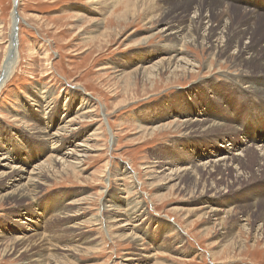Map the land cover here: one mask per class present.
Returning a JSON list of instances; mask_svg holds the SVG:
<instances>
[{"label": "rangeland", "instance_id": "374dc122", "mask_svg": "<svg viewBox=\"0 0 264 264\" xmlns=\"http://www.w3.org/2000/svg\"><path fill=\"white\" fill-rule=\"evenodd\" d=\"M191 3L0 0V69L13 33L17 47L16 65L0 84V153L25 177L51 154L62 162L64 151L82 156L78 166L71 160L63 170H41L35 202L0 199V264H36L12 244L33 231L50 238L43 264H264V101L240 87L216 99L207 93L235 78L238 60L222 64L197 42L178 51L174 27L182 24L188 36ZM212 24L218 27L217 18ZM198 28L197 40L205 24ZM255 77L261 88L264 78ZM231 91L238 96L226 104ZM212 115L230 126L184 130V119ZM59 120L70 132L58 138L64 149L49 152L51 142L38 137ZM220 157L234 160L222 167ZM205 163L216 166L210 171ZM124 196L146 208L133 231L139 249L123 237L130 228L114 226L130 209ZM66 198L79 202L75 218L57 215L71 207Z\"/></svg>", "mask_w": 264, "mask_h": 264}, {"label": "bare ground", "instance_id": "6f19581e", "mask_svg": "<svg viewBox=\"0 0 264 264\" xmlns=\"http://www.w3.org/2000/svg\"><path fill=\"white\" fill-rule=\"evenodd\" d=\"M16 1L17 0H14V3ZM224 1L230 3L231 5H226V4L222 5V3L217 0H197V1L192 0V3L188 11L192 13V15L188 17L186 20L188 36L185 37L183 33L185 30L182 24L179 26L177 25V27H174L175 28L174 33L178 34V37L180 36V38L177 39V35H176V40L178 42V47H179L178 51L180 53L183 52L181 48L186 43L197 42V44L199 45L206 46L210 50V52H212L213 56L220 57L222 59L220 61L222 64L226 62L238 60V63L235 64L236 66L235 70L237 72V74L235 73L236 74L235 78L232 81L230 82L227 81V83L223 84L221 86L223 87L222 89L220 88L218 90L209 89L207 91V93L213 92V94L211 95L214 97V99H216L219 91L230 86V87H240L251 94L257 95L258 98L262 99L261 101H264V80H262L261 88L255 85L256 82L260 81L255 76H260V78H264V0H224ZM232 4L239 7L243 6V8L246 9L234 8ZM237 11L240 14V17L236 20L235 14H237L236 13ZM13 17L16 16L12 15V20ZM216 18L218 20V27L214 28L212 22L213 19L215 20ZM13 22L15 25L16 21L14 20ZM199 23H204L205 28L203 34H201V38L197 40L195 34L199 31L198 28ZM173 26L174 25L171 24L167 28L170 27L173 28ZM15 35L13 33V38L12 37L10 38L8 46L6 48V52L4 54V58H3L4 65L2 63L3 66L0 69L2 70V75L0 76V84H2L3 81H5V79L10 76L11 70L16 65L17 47H16V43L14 42ZM251 64L253 66H256L257 69L256 73L250 71V69H246ZM205 67L208 71H213V64L208 63L205 65ZM232 96H238V95L236 94L235 91H231L229 94H226V97L224 96V101L226 104L227 103L229 104V102H231L230 99L232 98ZM198 98L200 97H197V99ZM188 105H190L191 108L197 106V105L193 106V102ZM188 105H186V107ZM209 105H211V102L208 103V106ZM186 107H184V109H186ZM188 109L189 108L187 107V110ZM187 114H185V116ZM216 116L217 115H212V117L207 116L197 120L186 118L184 119L185 121L183 122L184 130L191 134L198 131L201 132L205 131L206 133H212L216 129H220V127L228 128L230 126L227 123L221 121V119ZM62 124L64 123H62L59 120L57 122L55 131H53L52 133L45 131L42 133L40 137H38L40 140H43L46 143L51 142L50 147L48 149L49 152H56L58 148H62V146L58 143L59 142L58 138L59 136H62L63 133L66 132L68 133V131L70 130L69 129L70 127L68 126L67 123H65L64 125ZM37 134L39 135L40 133ZM262 137L263 136L258 134L256 140H259ZM77 146L83 147V145L81 144ZM8 155H9L8 152L4 155L3 153L2 154L0 153V180L3 182L1 188L6 189L5 193L0 194V199L1 198L7 199L10 197H16V198L23 197L25 200L29 201L30 203L33 201L35 202V196H34L35 194L32 193V190H35L37 185L42 184V179H41V177L43 176L42 171L46 172V174L48 175L50 168L54 166H59V168L63 170L64 167L61 164L66 163L68 164L67 166L69 167L70 165H72L71 160L75 162L73 165L77 163L76 165L78 166L80 163V158L82 157L80 155V149H75V150L73 149L70 152L64 151L62 153V156L66 158L64 162H62L60 158H57L56 156L51 154L35 172H30L25 177V174H22V172H24L23 169H19L9 164L7 159ZM261 156L262 157H260V160H262L264 164V154H261ZM233 160H234L233 158L220 157V159L218 158L219 161L218 165L221 163L222 167L225 165L227 166L226 163H229ZM206 164L207 163L203 165L206 168H208L210 171L212 170L213 165H215L211 163H209V165ZM122 172L124 174L126 173L125 170H123ZM16 175L19 176V178L24 179L25 182H23L20 185L16 184L15 181L18 180ZM121 179L122 178H120L119 181H121ZM119 185L122 186V184ZM119 189L123 190L122 188ZM123 198L128 201L127 204L130 206L129 211L125 213H121L122 215L117 216L115 218L114 216L115 214H117L116 207L115 205L110 204L109 207H107V213L109 214V216H113L115 218L114 226H117V228L125 231H128V229L130 228L131 232L129 230L128 235H126V237L125 236L123 237L127 238V236H129V239H131V241H133L136 247L139 249L138 247L140 245L139 237L136 236L133 233V231L135 230L136 227L135 222L138 220L137 218L140 216V213L143 214L145 212L146 208L144 209L141 201H137V200L135 201L134 199L129 200L128 198H126V196H124ZM63 203L64 205L68 204V206L71 207L68 210L66 209L67 210L66 213H63L62 209H57L56 211L58 217L60 215H66L68 218L69 217L75 218L74 214L78 212L77 207L79 205V202L73 198L70 199L66 198L64 199ZM207 210H209V212L214 211V209L212 208H208ZM27 220L29 221L30 219ZM31 222L32 220H30V223ZM18 224L26 225L27 223L21 221ZM109 227L111 228V225ZM73 228L78 229L77 224ZM174 231H176V229H171L172 233ZM30 236L29 238H26L24 235H21L16 239L12 238L13 248L17 246L19 253L25 252L27 258L29 259L28 263L33 262L36 264H43V260H45L46 258L48 259L50 258V254L48 253L50 250L49 249L50 238L49 236H45V234L43 233H37L34 231ZM181 243L182 242L179 241L177 244H181ZM42 246L44 247L45 250L44 253H43V249H41ZM209 255L211 258H213V260L216 257L215 253L213 252H209ZM134 260L136 259H130V258L124 259V261L127 262V264H131Z\"/></svg>", "mask_w": 264, "mask_h": 264}]
</instances>
